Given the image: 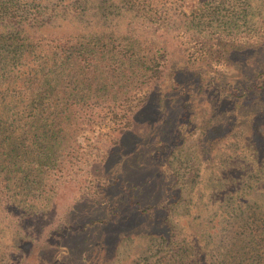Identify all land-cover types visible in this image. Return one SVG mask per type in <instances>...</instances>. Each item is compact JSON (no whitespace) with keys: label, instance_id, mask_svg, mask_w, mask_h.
<instances>
[{"label":"rangeland","instance_id":"374dc122","mask_svg":"<svg viewBox=\"0 0 264 264\" xmlns=\"http://www.w3.org/2000/svg\"><path fill=\"white\" fill-rule=\"evenodd\" d=\"M21 4L45 41L26 54L24 101L0 125V150L14 147L0 185L19 203L0 204V264H166L153 232L107 249L91 233L77 252L63 236L122 195L201 229L235 207L238 187L264 185V0Z\"/></svg>","mask_w":264,"mask_h":264},{"label":"trees","instance_id":"16d2710c","mask_svg":"<svg viewBox=\"0 0 264 264\" xmlns=\"http://www.w3.org/2000/svg\"><path fill=\"white\" fill-rule=\"evenodd\" d=\"M32 20L37 21L38 19L28 15L21 0H0V125H9V120L12 118L9 112L13 109L14 103L24 101L22 98L24 88L29 87H27V80L30 78V70L25 68L26 54L32 52V46L38 45L34 42L45 41L44 37L35 39L39 30L33 27L34 21L32 22ZM47 26L48 24L44 28ZM17 86H19L18 90ZM261 89L262 91L259 93L263 96L264 83ZM249 97L247 92L243 95L244 100ZM248 101H251V98ZM161 103L162 99L159 100V104ZM11 147L10 141H8L5 146L2 145V150H0L2 153L0 154V164L7 162V165H3L4 168H9L8 163L12 162L10 151L14 150V147L12 150ZM120 180L122 181V178ZM34 186L26 185L24 187L29 191ZM111 186L112 188L115 186L119 190L123 187V185ZM12 187V185H0L1 205L14 207L19 204L11 197ZM212 192L214 191L209 190L210 194ZM218 194L226 195L227 192L223 194L218 192ZM94 204L99 207L94 210L95 213H98L100 209L106 211L109 209L107 205ZM235 207L236 211H233L232 207L225 211L220 209L221 213L219 214L222 219L215 218L201 226V229L188 222L181 224L177 229V223L168 225L162 220L159 221L157 216L152 218L149 216L150 214L146 215L147 211L152 209L151 205L144 207L141 211H135L136 208L132 206L128 197L122 195V200L118 203L114 202L109 216L104 218L97 216L95 223V219H91L90 223L94 225L89 224L86 232L80 230L81 226L77 229L71 228L70 232L63 236V239L71 244L70 251L77 252L78 249L83 251L92 245L91 233H99L96 241L101 238L100 241L107 249L108 246L111 248L115 243V246H118L124 236L135 237L140 232L151 235L153 232L158 234L163 242H167L166 253L162 255L166 264H264V185H252L246 192L242 190V186L238 187ZM25 215H27L26 212L23 216ZM229 215L236 217V226L231 223L233 217ZM81 217L82 215L79 218ZM187 232L189 238H187ZM124 233L128 234L124 235ZM179 234L183 236L178 237ZM120 236H122L121 239H118ZM177 238L181 239L177 240ZM16 241L19 242V239ZM16 244L14 241V245ZM16 246L22 250L27 249L24 241ZM49 246L52 244L50 243ZM197 251L198 253H196ZM73 257L75 256L72 255L71 258ZM162 262V260H158L155 263L146 262V264H163Z\"/></svg>","mask_w":264,"mask_h":264}]
</instances>
